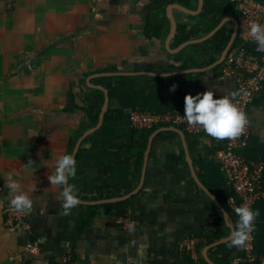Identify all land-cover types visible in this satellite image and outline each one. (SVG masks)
Returning <instances> with one entry per match:
<instances>
[{
    "label": "crops",
    "instance_id": "crops-1",
    "mask_svg": "<svg viewBox=\"0 0 264 264\" xmlns=\"http://www.w3.org/2000/svg\"><path fill=\"white\" fill-rule=\"evenodd\" d=\"M173 3L184 9L168 10ZM238 19L228 0H0V264H55L63 256L69 264H187L188 238L194 264L242 255L226 243L237 216L214 157L222 139L182 126L134 129L129 120L133 110L184 112L185 94H236V75L223 72L225 50L258 52L240 38ZM220 28L231 33L218 52L210 39ZM247 118L240 154L264 163V74ZM65 153L75 155L70 182L82 201L67 215L61 187L48 180ZM9 175L33 200L26 227L7 220ZM123 200L129 205L118 215L110 204ZM252 208L259 255L264 198ZM125 216L135 232L116 223ZM29 242L37 253L26 250Z\"/></svg>",
    "mask_w": 264,
    "mask_h": 264
},
{
    "label": "built area",
    "instance_id": "built-area-1",
    "mask_svg": "<svg viewBox=\"0 0 264 264\" xmlns=\"http://www.w3.org/2000/svg\"><path fill=\"white\" fill-rule=\"evenodd\" d=\"M228 1L234 3L238 8V34L240 38L246 41H253L250 37H247V29L251 20H259L264 24V0ZM222 65L224 73H233L236 75L237 90L236 95L233 97V102L247 115L248 105L262 86L264 53H250L244 48H238L231 50L225 55ZM183 115L184 112L178 110L164 112L133 110L129 115V120L134 129L182 126L186 131L193 134L206 133L202 128L188 125ZM249 138L250 123L248 121L245 126V132L241 136L222 139L221 145L216 148L214 153V157L221 171L233 190V195L227 197L226 203L234 214L236 207L245 204L252 207L257 201L264 198V188L261 184V174L264 169L263 161H247L240 154V150L247 146ZM1 192L2 183L0 180ZM5 208L9 222L23 221L25 223L23 212L13 210L10 204H6ZM130 221L133 220L128 216L116 219V223L122 226H127ZM24 226H27L26 223ZM251 236L252 239L249 241V246L245 249H240L242 255L233 257L231 264H264V253L259 255L253 253V232ZM183 248L191 259L187 264L197 263L198 256L195 251V239L188 238L184 240ZM26 250L33 254L37 253L38 248L29 242L26 245ZM69 261L70 258L68 256H63L55 264H69ZM129 264L137 263L130 262ZM139 264L153 263L143 262Z\"/></svg>",
    "mask_w": 264,
    "mask_h": 264
},
{
    "label": "clouds",
    "instance_id": "clouds-1",
    "mask_svg": "<svg viewBox=\"0 0 264 264\" xmlns=\"http://www.w3.org/2000/svg\"><path fill=\"white\" fill-rule=\"evenodd\" d=\"M247 37H250L255 45L256 51L264 53V24L259 20H251L247 29ZM175 85L172 89H175ZM235 93L214 98L211 90L197 92L195 95L185 94L184 96V119L187 124L197 128H202L209 136L216 139L237 138L245 132L248 123L246 113L233 102ZM77 161L73 153H65L56 161L55 171L48 176L51 185L61 187L60 198L63 214L69 212L82 201L78 195V190L70 180L76 176ZM7 188L8 203L13 210L28 214L33 209V200L28 192L21 190L20 183L8 176ZM4 201L0 200V204ZM237 216L235 223L229 222L230 231L226 236L228 247L245 249L252 239L251 233L255 228V220L259 215L258 209H253L250 205H241L234 209ZM129 233L135 232V221L127 224ZM136 242L133 241V244ZM146 243L137 246V255L144 256ZM118 264V262H117Z\"/></svg>",
    "mask_w": 264,
    "mask_h": 264
},
{
    "label": "trees",
    "instance_id": "trees-1",
    "mask_svg": "<svg viewBox=\"0 0 264 264\" xmlns=\"http://www.w3.org/2000/svg\"><path fill=\"white\" fill-rule=\"evenodd\" d=\"M162 1H164V2L178 1V2H180L182 4H184V5H189V2H190V0H162ZM209 15H210V13H209ZM180 29H181V27H180ZM230 33H231V31H229V30L226 31L223 28H220L211 37L210 41L214 42L216 47H217L216 51L220 52L224 48V46L226 45L227 41L229 40ZM185 37H188V36H185ZM153 129H155V128H153ZM143 130H152V129H143ZM110 205L116 208L118 215H125L126 209H127L128 205H129V203H128L127 200H123V201H118V202L111 203ZM87 216L89 217L88 214L85 215V217H87ZM84 221L88 222V219L84 220Z\"/></svg>",
    "mask_w": 264,
    "mask_h": 264
},
{
    "label": "water",
    "instance_id": "water-1",
    "mask_svg": "<svg viewBox=\"0 0 264 264\" xmlns=\"http://www.w3.org/2000/svg\"><path fill=\"white\" fill-rule=\"evenodd\" d=\"M173 5H174V6H179V7H181V8L184 9V7H182L181 5H179V4H174V3H173V4H169V6L167 7V9L170 10V9L172 8ZM173 27H174V29H175V25H174ZM187 42H189V41H187ZM187 42H186V43H187ZM184 44H185V43H184ZM184 44H183V45H184ZM226 51H227V50H225V52H224V54H223V57L225 56ZM127 196H129V195H127ZM124 197H126V196H124ZM124 197H118V198H116V199H117V200H120V199H123ZM209 263L212 264L211 261H209Z\"/></svg>",
    "mask_w": 264,
    "mask_h": 264
}]
</instances>
